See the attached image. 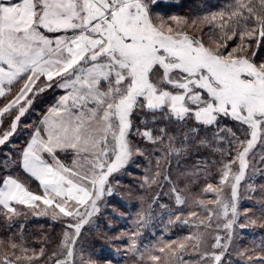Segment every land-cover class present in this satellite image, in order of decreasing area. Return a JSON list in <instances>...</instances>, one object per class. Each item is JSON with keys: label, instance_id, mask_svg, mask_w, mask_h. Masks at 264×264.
Masks as SVG:
<instances>
[{"label": "snow or ice", "instance_id": "6c2138e0", "mask_svg": "<svg viewBox=\"0 0 264 264\" xmlns=\"http://www.w3.org/2000/svg\"><path fill=\"white\" fill-rule=\"evenodd\" d=\"M156 3L157 0H0V97L10 94L14 84L23 81L14 98L0 107L3 117L19 106L10 130L0 134V145L9 140L27 110L20 102L32 104V99L26 100L29 93L35 95L53 86L65 91L35 127L19 161L39 181L44 195H34L12 176L3 178L4 187L0 188V205L8 213L20 214L11 207L12 201L29 207H37L36 202L42 201L53 209V219L76 220L65 225L58 245L63 251H54L48 257L51 264H75L74 245L81 229L99 211L98 201L105 193H113L110 177L124 168L134 154L144 155L130 137L135 134L158 145L154 151H161L163 156L157 159L156 167L162 169L170 156L182 154L178 138L183 146L199 132L198 127L184 130L190 120L216 126V139H224L220 133L225 131L233 137L229 144L236 145V154L222 163L220 187L208 184L203 190L216 194L210 203L219 211L214 212L204 201L197 203L208 213L207 227H211L213 216L227 218L231 213V219L223 224L225 230L236 221L238 189L250 166L249 154L258 142L264 144V61L255 62L256 52L251 57L243 55L247 50L244 45L232 49L227 56L219 50L227 47L226 42L215 49L206 46L183 30L184 18L153 16L151 7ZM259 5L257 8L253 0H234L227 6L228 11L211 13L210 18L203 19L212 23L219 18L221 29L233 22L228 39L237 35L241 40L258 37V49L264 40V0H259ZM250 24L254 26L250 28ZM41 78L44 83L37 86ZM137 113L144 114L141 126L133 120ZM221 117L239 122L242 128L246 126L245 139L229 128H220ZM199 144L210 142L200 139ZM61 154L66 160L60 158ZM260 161L264 164V155ZM233 165L237 166L236 172ZM162 175L164 180H170L159 170L150 184H160L158 178ZM145 181L149 182L148 177ZM224 185L230 187L227 200L222 199ZM170 191L177 204L186 203L183 190L173 186ZM259 203L264 210V200ZM136 235L130 237L129 251L137 250ZM184 241H194L192 247L199 252L201 237L192 235ZM211 247L223 251H204L200 261L222 264L228 244L222 245L217 235ZM165 248L172 259L185 264L180 253L187 248L186 242L173 241L159 251L164 253ZM44 254L41 248L39 255ZM35 258L25 257L29 261ZM150 259L159 264L161 257L151 255Z\"/></svg>", "mask_w": 264, "mask_h": 264}, {"label": "rangeland", "instance_id": "374dc122", "mask_svg": "<svg viewBox=\"0 0 264 264\" xmlns=\"http://www.w3.org/2000/svg\"><path fill=\"white\" fill-rule=\"evenodd\" d=\"M152 14L153 16L158 15L154 12ZM208 16H211V14ZM189 20L184 19L186 23H182L181 27L186 29L189 35L197 37L200 28L193 25L192 20ZM202 23L204 24L206 21L203 19ZM175 26L174 22L173 27ZM226 36L228 38L231 35ZM201 41L203 42V40ZM204 43L214 49L217 48L218 44H221L210 37H207ZM230 49L229 51L232 52V49ZM255 62L259 63V60L257 59ZM22 83L23 81L14 84L10 94L0 97V107L5 106L14 98ZM43 83L44 78H41L37 82V86H42ZM62 95H65V91L53 86L35 95L29 93L26 100L32 99L33 102L30 106L24 100L20 102V105L25 106L27 110L17 122V128L9 137V140L4 145H0V168L4 169L3 171L0 169L1 182L5 176L12 175L17 170L15 167L20 154L30 141L33 130L36 126H39L44 113L55 105ZM18 109L19 106L14 107L9 113H5L3 117H0V134L10 130L13 118L19 114ZM143 115V113H137L133 117L137 126H141L140 120ZM172 127L178 128L180 126L173 125ZM193 127H198L199 132L193 134L183 146L178 138L177 146L183 147L182 154L170 156L168 158L170 162L166 165L162 164V169L156 167L157 159L163 156L161 151H154V148L159 146L152 145L135 134L130 137L133 146L142 149L144 155L134 154L124 168L113 173L110 177L109 183L113 187V193L111 195L105 193L98 201L99 211L81 229V234L74 245L75 264L88 261L93 262V264H156L150 259L151 255L161 257L159 264H180L179 261L170 257L167 248H165L164 253L159 251L161 247L173 241L187 243V248L180 253L185 264H213L212 261L207 259L200 261V254L204 251H223L222 248L213 249L211 247L215 243L217 235L221 237L222 245L228 244L227 251L222 257V264H264V259H261V257H264V226H262L264 225V210H262L259 203L264 200V188H262L264 186V164L260 161L261 155H264V144L258 142L249 154L250 166L246 169L244 180L240 182L237 218L232 228L229 230L223 228V224L227 222V219H231V213L227 218L213 216L211 227H207L209 223L206 219L208 213L197 201H204L214 212L219 211L216 206L210 203L217 198L216 194L203 190L208 184H212L213 187H220L222 163H227L234 158L236 145L229 144L233 137L226 131L220 133L224 139L214 138V134L218 131L216 126H203L194 120H190L185 125L184 130L187 131ZM219 127L229 128L240 139H245L246 126L242 128L239 122L231 118L221 117ZM206 138H209L207 140L210 144L200 145L199 140ZM206 148H210L209 151L216 153L218 157L215 158L211 152H204ZM60 158L66 160L63 154ZM5 159H8L9 162H12L13 159L16 163L15 167H12V164ZM159 170H163L164 174L170 177V180H164L162 175L158 178L161 181L160 184H150L151 178ZM237 170V166L233 165V172ZM145 177H148L149 182L145 181ZM249 185L252 187L249 188ZM173 186L183 190L182 196L185 198L186 203H176L175 194L170 191ZM229 197L230 187L224 185L222 199L227 200ZM153 203L155 205L152 206ZM37 205L41 215H36L39 214L37 210H34V213L26 208L18 209L17 212L23 213L21 217L18 215V217H15L16 215L13 216L12 214L11 218L0 220V224L3 221L7 226L6 228H8V231L5 227V232L0 231V264H9V262L11 264H51L48 257L54 251L58 253L63 251L58 248V245L65 230V225L75 223L76 220L63 217L60 219H64V221L53 219L52 208L44 205L42 201H39ZM161 205L165 207H161ZM152 209L156 212L149 216L151 220H149V230H147L149 234L148 241L140 243L138 235H136L134 239L136 240L137 250L134 252L129 251L130 237L133 233H141L136 228L144 223L147 211L150 214ZM45 210H47V214H43ZM5 211L8 212V210ZM0 213L3 212L0 211ZM191 213H196V216H192ZM10 214L7 213L6 215ZM178 216L181 217L180 220H177ZM33 217L39 219L33 220ZM12 218L25 219L28 224L22 228L15 225L11 227L12 232L10 233L9 222ZM185 220L188 223H184ZM201 220H205V224L201 225ZM251 220L256 223H250ZM241 225L246 226L241 227ZM39 228H43L45 230L43 233L46 232V234L43 235L40 232L42 230ZM68 231L72 232L74 230L68 229ZM229 234L231 240L228 239ZM192 235L199 236L202 239L199 252L192 247L194 241H184L185 237ZM22 237L26 241L20 242ZM13 244L17 247L13 248ZM41 248L45 250L43 256L39 255ZM24 249H27V251H24ZM106 252H112L114 258L109 260L107 256L101 254ZM33 255H35V259L31 261L25 259V257Z\"/></svg>", "mask_w": 264, "mask_h": 264}, {"label": "trees", "instance_id": "16d2710c", "mask_svg": "<svg viewBox=\"0 0 264 264\" xmlns=\"http://www.w3.org/2000/svg\"><path fill=\"white\" fill-rule=\"evenodd\" d=\"M253 3L256 5L257 8H259V0H253ZM234 4V0H157V3L151 7V12L158 14L159 16L167 19L171 16H180V17H184V19H190L189 21H197L196 25L200 28L199 32H197V37H199L201 40H204L207 37L212 38L213 40H217L218 42H220L221 44L223 42H226L227 47L226 48H220L219 50L221 52H223L224 55H228L229 49H234L237 48L238 46H240V44L242 43L245 47H246V51L243 53V55L245 56H249L251 57L252 52H256V56H255V60H259V62L264 60V40H261V43L259 45V48L257 49V45H256V40L258 39V37H253L251 39L245 38L244 40L240 39V36L237 35L235 37H233L232 39H228L226 35H232V24L233 22H229V26L227 28L221 29L220 27V22H219V18H217L216 22H212V23H202L203 22V18L205 16L210 15L212 12L214 13H218L222 10L224 11H228V7L229 5ZM210 17V16H209ZM225 19H227V16L225 17ZM172 25L174 24V22H171ZM254 25L250 24L249 27H253ZM184 31H186V29L183 28ZM188 33V31H186ZM226 39H228V41H226ZM239 45H238V44ZM205 44V43H204ZM230 49V50H231ZM232 51V50H231ZM209 139V138H206ZM210 149V148H209ZM209 149L206 148V150L204 152H211L213 154V156L215 158L218 157V155L216 153H213L212 151H209ZM6 160V159H5ZM8 163L12 164V167H15V164L13 159L12 162H9V160H6ZM20 159L18 160L17 166L15 167L17 170H15L13 172V176H15L16 178H18L27 189L36 192V193H41V188L38 185L37 181L34 180L33 178H31L29 175H27L23 169L20 167V163H19ZM2 169V168H0ZM4 169H2L3 171ZM1 171V172H2ZM1 182V181H0ZM155 205L154 203L152 204V206ZM150 206V207H152ZM31 211L34 212V210H38L37 207H34L33 209H30ZM0 211L3 213H0V220L4 219V218H8L10 217L12 214L10 215H6L8 212H6L4 209H2L0 207ZM156 212V210L152 209V212L149 214V211H147V217L144 221V223L140 226L137 227L136 229L140 230V234H138V238H139V242L140 243H146L149 239V234L148 231L149 230V216H152L154 213ZM21 214V212H18ZM35 213V212H34ZM39 214L36 215H41L40 211L37 212ZM18 215L19 217L22 216ZM15 216V215H13ZM17 215L15 217H18ZM12 217V216H11ZM33 220H38L39 218L37 217H33ZM63 220L64 219H60ZM62 222V221H60ZM9 227H10V233L11 231V227L18 225L19 228H22L24 225L28 224V221L22 218H16V219H11V221L9 222ZM8 231V228H6L7 226L5 225V222L1 221L0 224V231L5 232V229ZM3 228V230H2ZM146 228V229H145ZM40 232L43 233V228H39ZM8 233V232H7ZM46 234V232L43 233V235ZM32 235V234H31ZM5 236V235H3ZM22 241H26V239L24 237H22L20 239V242ZM104 254L105 256L108 257L109 260H112L114 258V256L112 255L113 253H101Z\"/></svg>", "mask_w": 264, "mask_h": 264}, {"label": "crops", "instance_id": "0c3cea01", "mask_svg": "<svg viewBox=\"0 0 264 264\" xmlns=\"http://www.w3.org/2000/svg\"><path fill=\"white\" fill-rule=\"evenodd\" d=\"M48 112V110L44 113V115L46 114ZM44 115H43V117H44ZM42 117V118H43ZM33 132H34V130H33ZM19 159H21V154H20V158ZM21 167V166H20ZM22 168V167H21ZM23 169V168H22ZM23 171L27 174V175H29L31 178H33L34 180H36L34 177H32L31 176V174L30 173H27L24 169H23ZM8 176H12L13 178H15V179H18V178H16L15 176H13V175H8ZM5 177H7V176H5ZM4 177V178H5ZM19 180V179H18ZM20 181V180H19ZM37 181V183H38V185L40 186V188H41V193H36V192H33V191H31V190H29V191H31L34 195H39V196H43L44 195V190H43V187L40 185V183H39V181L38 180H36ZM21 182V181H20ZM25 186V185H24ZM2 187H4V185H3V180H2V182L0 183V188H2ZM39 202V201H38ZM38 202H36V204H38ZM10 204H11V207H13V208H15L17 211H19L18 209H33L34 207H29L28 205H21V204H18V203H16L15 201H12V202H10ZM1 207H3V205H0ZM4 208V207H3ZM5 209V208H4ZM5 210H7V209H5Z\"/></svg>", "mask_w": 264, "mask_h": 264}]
</instances>
